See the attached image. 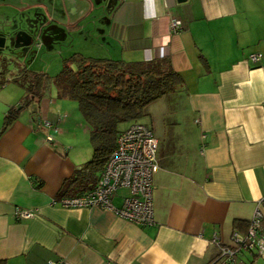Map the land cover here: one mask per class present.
I'll return each mask as SVG.
<instances>
[{"label": "crops", "instance_id": "0c3cea01", "mask_svg": "<svg viewBox=\"0 0 264 264\" xmlns=\"http://www.w3.org/2000/svg\"><path fill=\"white\" fill-rule=\"evenodd\" d=\"M60 3L63 15L51 13L52 21L92 38L83 56L166 57L182 77L138 121L158 142L154 223L59 206L63 181L85 161L66 143L74 129L52 98L56 89L19 109L24 90L0 82V130L7 111L19 109L0 132V264H216L220 247L245 233L264 196V0ZM171 19L179 31L170 30ZM124 194L118 191L115 206ZM17 208L34 216L18 220ZM235 257L227 264H264V253Z\"/></svg>", "mask_w": 264, "mask_h": 264}, {"label": "trees", "instance_id": "16d2710c", "mask_svg": "<svg viewBox=\"0 0 264 264\" xmlns=\"http://www.w3.org/2000/svg\"><path fill=\"white\" fill-rule=\"evenodd\" d=\"M0 82L15 83L24 90L27 101L23 100L19 109L31 99L39 101L46 97L51 87L61 99L76 103L89 127L91 155L63 181L65 195H79L91 189L115 147L117 135L137 123L147 105L175 92L183 84L182 77L166 57L124 61L79 53L64 59L60 71L52 77L23 69L14 78L3 76ZM19 109L12 107L7 111L0 132L12 122ZM122 124L126 126L120 127ZM247 226L248 221L246 229Z\"/></svg>", "mask_w": 264, "mask_h": 264}, {"label": "built area", "instance_id": "2783aa9c", "mask_svg": "<svg viewBox=\"0 0 264 264\" xmlns=\"http://www.w3.org/2000/svg\"><path fill=\"white\" fill-rule=\"evenodd\" d=\"M172 32L181 29L180 22L171 19ZM260 54H250L249 59L258 61ZM47 128L51 122H44ZM157 139L153 132L142 123H132L121 131L115 142L103 170L94 186L79 195H65L56 203L63 208L98 207L113 215L128 220L139 226L154 223L152 203V175L158 164L156 158ZM119 190H124L119 206L113 204ZM264 205V196L259 200L243 235L234 233L230 245L221 246L216 264L234 261L242 251L264 253V233L261 231L262 213L259 206ZM16 219H29L34 216L31 210L15 209ZM47 264H60L48 261Z\"/></svg>", "mask_w": 264, "mask_h": 264}, {"label": "rangeland", "instance_id": "374dc122", "mask_svg": "<svg viewBox=\"0 0 264 264\" xmlns=\"http://www.w3.org/2000/svg\"><path fill=\"white\" fill-rule=\"evenodd\" d=\"M2 1L3 5L0 6L2 32L8 35L9 32L17 34L26 31L33 39L29 45L18 46L13 35L12 38L6 37L4 46L0 48V75L6 79L16 77L23 69L52 77L60 71L64 59L74 53L83 54L87 44L88 46L93 45L91 37L83 41L84 32H81L83 34L80 36L71 25H63L65 23L59 20L52 21L51 13L57 16L63 15L62 10L64 9L60 3L62 0H56L57 2L54 0ZM98 1L94 0V2ZM10 84L13 83H9V86ZM53 88H50L52 92ZM52 98L61 106V111L68 116L74 129L72 136L67 137L66 143L71 144L82 161H87L91 155L89 127L82 120L76 103L61 99L56 94H53ZM24 101L26 102L27 99ZM27 107L30 109V106ZM77 118H79V124ZM124 126L126 125H120V127Z\"/></svg>", "mask_w": 264, "mask_h": 264}, {"label": "water", "instance_id": "95a60500", "mask_svg": "<svg viewBox=\"0 0 264 264\" xmlns=\"http://www.w3.org/2000/svg\"><path fill=\"white\" fill-rule=\"evenodd\" d=\"M182 1L184 0H177V2H182ZM12 35L14 36L13 39H15L16 42L18 43V46L29 45L33 41L32 36L26 31L18 32L17 34L16 32H13V33L9 32L7 35V34H4L2 30L0 29V48L4 46L6 37L8 36L9 38H12ZM24 39H29V40L26 42L24 41Z\"/></svg>", "mask_w": 264, "mask_h": 264}, {"label": "flooded vegetation", "instance_id": "af4514ba", "mask_svg": "<svg viewBox=\"0 0 264 264\" xmlns=\"http://www.w3.org/2000/svg\"><path fill=\"white\" fill-rule=\"evenodd\" d=\"M28 40H29V39H24V41H26V42H27Z\"/></svg>", "mask_w": 264, "mask_h": 264}]
</instances>
